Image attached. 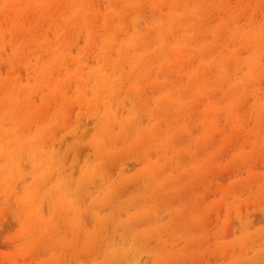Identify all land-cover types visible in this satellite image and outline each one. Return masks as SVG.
<instances>
[{"label": "rangeland", "instance_id": "obj_1", "mask_svg": "<svg viewBox=\"0 0 264 264\" xmlns=\"http://www.w3.org/2000/svg\"><path fill=\"white\" fill-rule=\"evenodd\" d=\"M0 173V264H264V0H0Z\"/></svg>", "mask_w": 264, "mask_h": 264}, {"label": "bare ground", "instance_id": "obj_2", "mask_svg": "<svg viewBox=\"0 0 264 264\" xmlns=\"http://www.w3.org/2000/svg\"><path fill=\"white\" fill-rule=\"evenodd\" d=\"M250 67L252 66V65H249ZM96 80H97V87H98V89H101V88H103L104 87V84H105V82L103 81V80H101L100 79V77L99 76H96ZM5 106V105H4ZM18 130V129H17ZM7 134H9V133H7ZM8 136V135H7ZM35 140H37V139H35ZM35 140H34V142H35ZM36 142H38V141H36ZM31 143V142H30ZM9 144V143H8ZM32 144V143H31ZM24 146V145H23ZM4 148V147H3ZM19 149V148H18ZM3 151H5V150H3ZM2 151V152H3ZM16 152V151H15ZM41 151H38V150H35L34 152H32V153H29L30 155H35V157H37V158H39V159H41V153H40ZM21 153V152H20ZM23 155V154H22ZM22 155H20V156H22ZM4 157V156H3ZM45 160V159H44ZM43 160V161H44ZM8 162V161H7ZM6 162V163H7ZM43 163V162H42ZM44 163H47V162H45L44 161ZM9 166V165H8ZM39 166H40V164H39ZM42 166V165H41ZM40 166V167H41ZM5 167V166H4ZM14 169V168H13ZM0 178L1 179H3L4 178V175H3V178H2V173H0ZM52 192V191H51ZM60 204V203H59ZM61 209V208H60Z\"/></svg>", "mask_w": 264, "mask_h": 264}]
</instances>
